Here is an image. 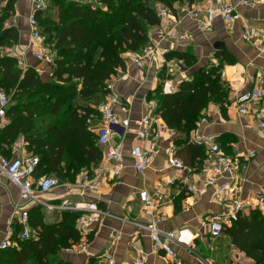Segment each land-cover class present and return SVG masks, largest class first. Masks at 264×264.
Here are the masks:
<instances>
[{
	"label": "trees",
	"instance_id": "trees-1",
	"mask_svg": "<svg viewBox=\"0 0 264 264\" xmlns=\"http://www.w3.org/2000/svg\"><path fill=\"white\" fill-rule=\"evenodd\" d=\"M151 0H97L94 7L74 0H48V9L36 13L45 42L58 52L56 67L47 79L36 69L23 71L16 59L1 56V49L13 48L19 32L6 23L14 12L13 1L0 11V91L11 97L7 110L9 124L0 131V155L10 158L4 145L11 146L22 136L28 151L39 157L35 170L38 180L62 175L71 183L84 168H95L103 160V149L88 127L96 106L105 100L107 81L125 68L123 54L140 52L148 42L150 29L160 19ZM176 13V5H193L200 0H153ZM168 60L183 61L187 68L196 59L189 53L172 52ZM208 65L190 80L182 81L174 94H163L162 86L152 96L166 125L179 133L176 144L205 159L203 148L186 138L198 127L211 103L227 116L229 88L221 70ZM96 105V106H95ZM11 159V158H10ZM65 179V180H66ZM182 195L175 203L180 212ZM81 212L64 210L53 223L45 221L41 208L29 212L35 238L19 240L18 248L0 250V264H69L59 255L81 242L78 220ZM224 237L235 249L264 264V215L255 210L242 216ZM94 240V235L88 239Z\"/></svg>",
	"mask_w": 264,
	"mask_h": 264
},
{
	"label": "built area",
	"instance_id": "built-area-1",
	"mask_svg": "<svg viewBox=\"0 0 264 264\" xmlns=\"http://www.w3.org/2000/svg\"><path fill=\"white\" fill-rule=\"evenodd\" d=\"M29 1L28 23L32 44L21 53L13 48L5 47L1 49V56L16 59L19 67L26 71L28 69L26 56L30 51L37 61L53 71L56 67L58 52L45 42L36 18L38 11L48 9V1ZM93 1L88 0L86 3L90 4ZM258 5H264V0H239L237 3L234 0H200L193 5L187 3L177 4L175 7L176 13L163 6L157 13L160 23L149 31L147 44L140 52H128L125 55V68L118 69L107 81L105 100L95 107L97 115H91L87 121L89 130L96 135L98 145L104 151L102 162L95 168L82 169L75 182L64 183L67 195L85 197L89 191L97 188L103 178H110L111 180L121 178L122 173L127 168L125 143L132 132V126L136 123L133 116L138 91L149 81L148 76L151 69H155L157 73L165 71L167 76L171 77L162 86V92L166 95L174 94L177 91L175 84L172 82L174 76L181 75L184 77L183 81L188 80V68L185 63L180 60H168L166 58V55L171 52L170 47L172 45L181 44L192 39V35L188 32L180 31L184 18L194 19L204 31H210L214 22L219 18L227 25L242 21V41L258 46L262 42L264 31L261 32L253 28L250 21L242 16L240 12L242 7L253 8ZM17 23L18 18L14 17L6 25L8 27L16 26ZM215 66L218 67L219 63H216ZM133 68L140 73V85L133 94L124 97L118 92L116 86L125 83L129 79ZM141 101L143 116L137 122L138 128L135 131V139L143 144H133L130 150V155L134 160V169L138 174H143L154 163L159 154L161 143L166 141L168 146L166 148L165 168L187 172L195 178L194 182L185 183L187 184L185 188L187 195L192 197L202 196L210 188H213L215 201L225 205V212L209 215L202 222L203 229L208 231L211 238L223 237L225 230L232 227L242 216L248 215V211L257 210L264 215V188L259 189L253 199L242 198L240 195L247 181L248 161L255 156L254 152L238 153L234 156L228 155L215 139L200 132L199 128L208 123L207 118L203 117L197 129L192 131L186 138L188 143L203 148L205 151L202 173L193 172L178 157L179 147L176 140L179 133L170 129L162 120L159 115L158 102L148 95H145ZM10 103L11 97L5 91H0V131L7 126V121L4 120L7 118ZM235 105L241 116L255 113L262 119L259 126L264 130V93L261 89H252L238 94ZM21 143L26 147L28 146L24 138L21 139ZM17 148L16 146L15 149ZM39 162V157L33 154L12 159L0 155V173L19 188L21 200L26 204L43 205L49 211L70 210L83 214L78 220L81 242L65 250V253L80 254L87 252L88 249L84 243L91 244L88 239L91 235H96L95 225L101 223L104 218H112L131 225L136 229L137 235L147 236L152 243L150 251L137 249L133 259L122 264H150L151 257L156 256L169 258L174 264H182L176 248L184 249L193 257L194 262L191 264H214L211 260L198 254L194 246L182 242L177 237L176 231H166L162 228V225L168 219L167 214L160 210L164 198L162 191L179 180L176 176L173 175L161 180L153 194L148 190H140L138 193L139 218L129 219L102 209L96 202L84 201L73 204L71 201L66 200L60 206L47 204L45 202L46 196L61 184L59 179L52 175L37 180L34 174ZM206 173L210 174L207 178L204 177ZM18 220L22 225V231L17 236L13 232H8L0 243V250L18 248L19 240L25 241L36 237L37 231L30 226L28 210L23 211ZM121 236V234H117L111 242V246L114 242L119 241ZM111 246L103 254L91 255L86 264H117L116 258L110 250Z\"/></svg>",
	"mask_w": 264,
	"mask_h": 264
},
{
	"label": "crops",
	"instance_id": "crops-1",
	"mask_svg": "<svg viewBox=\"0 0 264 264\" xmlns=\"http://www.w3.org/2000/svg\"><path fill=\"white\" fill-rule=\"evenodd\" d=\"M9 1H13L14 17L18 18V23L13 26L19 32L18 43L13 47L18 53L25 50L32 44L30 26L28 17L30 14L29 0H0V11L3 10ZM80 3H86L88 0H74ZM239 0H234L237 3ZM242 16L250 21V25L264 31V5H258L253 8H240ZM180 31H186L192 35V39L184 41L181 44L172 45L171 52L189 53L197 56L200 65L203 67L221 63V77L227 83L229 96L227 100V116H223L218 105L211 103L203 112L202 117L207 118L208 123L199 128L200 132L207 137L215 139L230 156L238 153L254 152L255 156L248 161L247 181L244 184L243 191L240 194L242 198L253 199L259 189L264 188V130L260 128V119L255 113L247 116H241L235 105L236 96L242 92L261 89L264 93V35L258 46L242 41L243 22L238 21L232 25L225 24L222 19H217L210 31H204L200 28L197 21L186 17L180 26ZM217 42L225 44L224 49L216 50L214 48ZM169 46V45H168ZM261 48V50H260ZM166 55V58L167 56ZM161 60V58H160ZM18 62V61H17ZM28 68H34L44 78H49L52 74L50 69L37 61L28 51L26 56ZM200 67L192 70L188 69V80ZM149 81L138 91L135 102V113L132 132L129 134L125 143V160L127 168L122 173L121 178L111 180L103 178L95 190L89 191L85 197L68 196L66 186L61 184L58 188L50 192L45 199L49 205L60 206L64 201L76 202H96L102 209L118 216H125L129 219H138L136 208H139L138 193L140 190H148L154 193L156 186L161 180L171 176H176L179 180L171 186L166 187L162 192L164 194L160 210L167 214L168 219L162 225L166 231H176L179 239L187 245L194 246L197 250L198 242L206 243L211 238L208 231L203 229L202 222L209 215L225 212L224 204H220L214 199V189L210 188L202 196L187 195L185 188L188 183L195 181L192 174L179 172L175 169L166 167V148L168 142L161 143V148L154 163L143 173L138 174L134 169V160L130 155L133 144L142 145L135 138L139 120L143 116L141 99L148 95L150 98L155 95V89L171 77L167 76L165 71L156 72L151 69L149 72ZM181 75L172 78V82L178 90L179 84L183 81ZM140 73L133 68L131 76L125 83L117 84L118 92L128 97L139 87ZM141 81V80H140ZM199 120V122L201 121ZM7 125L9 119H5ZM198 122V124H199ZM23 137L19 136L13 145H4L9 152V157H27L31 153L27 147L21 143ZM117 140V139H116ZM178 145V144H177ZM18 147L15 149V147ZM178 157L184 164L190 167L193 172L202 173L204 169L201 158L196 153H190L187 150L186 143L178 145ZM210 174H204L209 177ZM187 183V184H185ZM182 195L186 198L181 200V211L176 212L175 203ZM35 208H41L45 215L47 223H53L57 220L61 211H49L45 206L26 204L21 200L20 190L5 176L0 173V243L6 237L8 232H13L17 236L22 231V225L19 223V217L22 212ZM247 214V212H246ZM250 212L248 211V215ZM96 235L89 245L87 252L80 254H69L62 252L59 259L69 264H86L91 255L103 254L117 234H121V239L111 246V252L114 254L117 264L128 263L133 259L137 249L151 250V240L147 236L137 235V231L131 225H127L112 218H104L101 223L95 225ZM226 238V237H221ZM213 239V238H211ZM220 239V238H218ZM228 241L229 239L226 238ZM230 242V241H229ZM231 244V243H230ZM234 251H238L231 244ZM178 257L182 264H191L194 259L184 249L176 248ZM199 253V252H198ZM240 255L244 253L238 251ZM150 264H174L171 259L163 257H151ZM236 264V263H232ZM251 264H254L251 263Z\"/></svg>",
	"mask_w": 264,
	"mask_h": 264
},
{
	"label": "rangeland",
	"instance_id": "rangeland-1",
	"mask_svg": "<svg viewBox=\"0 0 264 264\" xmlns=\"http://www.w3.org/2000/svg\"><path fill=\"white\" fill-rule=\"evenodd\" d=\"M90 5L96 7L97 6V0H94L92 3H90ZM150 5H152L154 7V9L156 10L157 13L164 6L161 3H158V2L153 1V0L150 1ZM127 53L123 54V58L125 57V55ZM194 63L195 64L193 65V67H189L188 69L192 70L195 67H200L198 69V70H200L201 68H204L202 66V64L200 65V60H198L197 56H196ZM205 67H207V66L205 65ZM53 71H50V72L53 73ZM65 179L66 178L64 177V175L59 177L60 184L71 183L67 179L66 180ZM71 202L73 204L77 203L75 200H73ZM138 209L139 208L137 207L136 208L137 213H138ZM177 237L179 238L178 235H177ZM84 245L87 246V249L90 247L89 245H87L85 243H84ZM197 250L198 251H196V252L197 253L199 252L198 254H200L205 259L211 260L214 264H232V263L251 264L254 262L252 259L248 258L245 254L240 255V253H238V251L237 252L234 251L230 242L226 238H220V239L208 238L206 243L199 241L198 245H197Z\"/></svg>",
	"mask_w": 264,
	"mask_h": 264
},
{
	"label": "water",
	"instance_id": "water-1",
	"mask_svg": "<svg viewBox=\"0 0 264 264\" xmlns=\"http://www.w3.org/2000/svg\"><path fill=\"white\" fill-rule=\"evenodd\" d=\"M214 48L216 50H219V49H224L225 48V44L223 42H217L214 46Z\"/></svg>",
	"mask_w": 264,
	"mask_h": 264
}]
</instances>
